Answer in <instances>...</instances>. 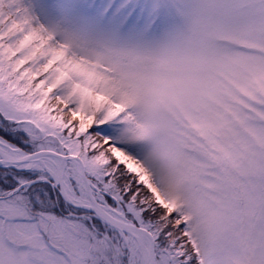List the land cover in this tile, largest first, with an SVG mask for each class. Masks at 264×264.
I'll return each instance as SVG.
<instances>
[{"label": "snow or ice", "instance_id": "obj_1", "mask_svg": "<svg viewBox=\"0 0 264 264\" xmlns=\"http://www.w3.org/2000/svg\"><path fill=\"white\" fill-rule=\"evenodd\" d=\"M0 264H264V0H0Z\"/></svg>", "mask_w": 264, "mask_h": 264}]
</instances>
